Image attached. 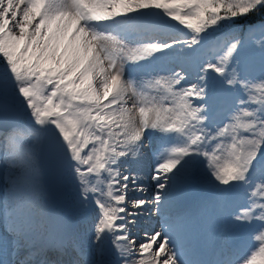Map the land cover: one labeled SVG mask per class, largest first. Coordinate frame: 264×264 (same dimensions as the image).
I'll return each instance as SVG.
<instances>
[{
	"label": "snow or ice",
	"instance_id": "1",
	"mask_svg": "<svg viewBox=\"0 0 264 264\" xmlns=\"http://www.w3.org/2000/svg\"><path fill=\"white\" fill-rule=\"evenodd\" d=\"M0 173L15 264H264V0H0ZM45 175L79 223L33 214ZM200 185L210 254L145 228Z\"/></svg>",
	"mask_w": 264,
	"mask_h": 264
},
{
	"label": "rangeland",
	"instance_id": "2",
	"mask_svg": "<svg viewBox=\"0 0 264 264\" xmlns=\"http://www.w3.org/2000/svg\"><path fill=\"white\" fill-rule=\"evenodd\" d=\"M5 181H4V179H3V173H0V205H1V203H2V198H1V196H2V194L4 193V191H5ZM40 191L41 192H43V197L45 198V200H46V204L48 205V204H50L51 206H52V203H49V202H47L48 200H49V198H48V192H47V189H46V186H45V184H44V182H43V176H42V178H41V189H40ZM36 197H37V194H36ZM37 199V198H36ZM68 197H67V199H66V202H68ZM71 202H72V199H71ZM53 207V206H52ZM191 214V216H194L195 215V211H193V212H191L190 213ZM55 215H60V214H55ZM42 222H43V218H42V220H41ZM90 226V225H89Z\"/></svg>",
	"mask_w": 264,
	"mask_h": 264
},
{
	"label": "bare ground",
	"instance_id": "3",
	"mask_svg": "<svg viewBox=\"0 0 264 264\" xmlns=\"http://www.w3.org/2000/svg\"><path fill=\"white\" fill-rule=\"evenodd\" d=\"M151 215L153 218L152 219L145 218V220L143 221V224L147 230H151L153 228L158 230L159 227L162 225L161 224L163 220L162 213L153 212Z\"/></svg>",
	"mask_w": 264,
	"mask_h": 264
},
{
	"label": "water",
	"instance_id": "4",
	"mask_svg": "<svg viewBox=\"0 0 264 264\" xmlns=\"http://www.w3.org/2000/svg\"><path fill=\"white\" fill-rule=\"evenodd\" d=\"M45 181L52 195L56 197V192L61 191L62 180H56L50 175H45Z\"/></svg>",
	"mask_w": 264,
	"mask_h": 264
}]
</instances>
